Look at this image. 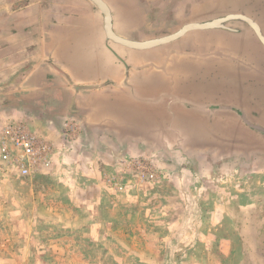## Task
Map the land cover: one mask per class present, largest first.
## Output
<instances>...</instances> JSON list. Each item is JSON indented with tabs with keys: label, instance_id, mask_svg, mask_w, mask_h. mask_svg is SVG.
I'll list each match as a JSON object with an SVG mask.
<instances>
[{
	"label": "rangeland",
	"instance_id": "374dc122",
	"mask_svg": "<svg viewBox=\"0 0 264 264\" xmlns=\"http://www.w3.org/2000/svg\"><path fill=\"white\" fill-rule=\"evenodd\" d=\"M236 1L264 34V0ZM225 25L148 49L101 125L68 94L0 100V133L54 146L35 175L0 160V264H264V131L241 114L264 128V45Z\"/></svg>",
	"mask_w": 264,
	"mask_h": 264
},
{
	"label": "crops",
	"instance_id": "0c3cea01",
	"mask_svg": "<svg viewBox=\"0 0 264 264\" xmlns=\"http://www.w3.org/2000/svg\"><path fill=\"white\" fill-rule=\"evenodd\" d=\"M104 1L114 31L134 40L231 13L246 15L236 0ZM149 55L109 39L104 15L92 0H0V100H16L11 107L26 108L22 102L31 100L38 108H52L45 94H68L67 108L83 107L84 123L101 125L105 119L93 112V104L99 106L105 94L126 92L127 75ZM94 98L96 103L88 100Z\"/></svg>",
	"mask_w": 264,
	"mask_h": 264
},
{
	"label": "built area",
	"instance_id": "2783aa9c",
	"mask_svg": "<svg viewBox=\"0 0 264 264\" xmlns=\"http://www.w3.org/2000/svg\"><path fill=\"white\" fill-rule=\"evenodd\" d=\"M52 142L38 135L25 122H11L0 133V160L21 176L35 175L50 165Z\"/></svg>",
	"mask_w": 264,
	"mask_h": 264
},
{
	"label": "water",
	"instance_id": "95a60500",
	"mask_svg": "<svg viewBox=\"0 0 264 264\" xmlns=\"http://www.w3.org/2000/svg\"><path fill=\"white\" fill-rule=\"evenodd\" d=\"M96 6L102 11L104 15V21H105V31L109 39L112 41L128 47L130 49L134 50H148L152 49L161 45L168 44L172 41L177 40L178 38L184 36L187 32L192 31V30H208V29H215V28H229L228 26L225 25V22L229 20H244L247 22L255 31L257 34L259 40L262 42V45H264V34L259 26V24L252 18L248 17L247 15L244 14H239V13H231L228 14L224 17L209 20L206 22H192V23H187L183 25L181 28H179L177 31L163 35L160 37L148 39V40H134V39H129L122 37L118 35L112 25V16H111V11L109 9V6L104 0H92ZM243 118L246 120V122L252 126L253 128H256L258 130L264 131V128L254 125L247 121L245 118L244 114Z\"/></svg>",
	"mask_w": 264,
	"mask_h": 264
}]
</instances>
